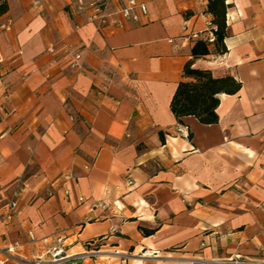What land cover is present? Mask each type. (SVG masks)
<instances>
[{
	"label": "crops",
	"instance_id": "0c3cea01",
	"mask_svg": "<svg viewBox=\"0 0 264 264\" xmlns=\"http://www.w3.org/2000/svg\"><path fill=\"white\" fill-rule=\"evenodd\" d=\"M35 1L0 0V23H11L0 33V249L19 244L4 264H24L57 233L74 254L107 236L101 251L128 264H264V0H225L226 52L209 43L197 60L208 0H140L141 22L103 29L77 10L82 0ZM189 61L242 83L221 95L217 124L171 112ZM108 263L119 260L84 264Z\"/></svg>",
	"mask_w": 264,
	"mask_h": 264
},
{
	"label": "built area",
	"instance_id": "2783aa9c",
	"mask_svg": "<svg viewBox=\"0 0 264 264\" xmlns=\"http://www.w3.org/2000/svg\"><path fill=\"white\" fill-rule=\"evenodd\" d=\"M43 1L49 0H36L35 6H41ZM77 10L85 14L88 22L93 23L98 29H103L108 25L114 27L123 28L125 23L141 22L143 17L148 15V7L144 1L140 0H124V3L116 8L115 0H82L77 2ZM10 21L0 23V33L10 30ZM218 27L212 22H207V30L205 32V38L208 43L215 44L217 39ZM197 36V35H196ZM195 36V37H196ZM50 54L54 53L53 49L49 50ZM82 56L80 53H69V65L74 70H82L81 64ZM3 61V56L0 53V63ZM8 99V95L3 97ZM178 132L186 135V130L181 125L177 126ZM70 178V177H68ZM127 185L130 187L133 185V181L129 180ZM30 185L24 186L21 190L17 189L14 199L8 204V212L5 214L6 221H13L19 216L18 198L25 189H30ZM66 195L69 196L70 191L66 190ZM80 202H86L84 197H79ZM95 208H101L107 210L108 205L99 202L94 204ZM115 208L120 210L121 205L115 203ZM108 239L107 236L99 237L93 241L87 243V248L81 253H71L69 251V243L67 242V236L64 233H57L52 242L44 247L42 253L34 254L31 259L24 262V264H84L87 260H100L103 258L111 259L116 258L119 260L118 264H128L130 255L123 254L119 251L110 253H104L101 251L103 242ZM32 243L34 240L31 241ZM19 244L9 245L4 249H0V255H3L4 259L0 264H4L10 258L14 257L17 252ZM204 264H260L259 262H252L239 257H232L228 260L221 261H203ZM109 264V263H108Z\"/></svg>",
	"mask_w": 264,
	"mask_h": 264
},
{
	"label": "trees",
	"instance_id": "16d2710c",
	"mask_svg": "<svg viewBox=\"0 0 264 264\" xmlns=\"http://www.w3.org/2000/svg\"><path fill=\"white\" fill-rule=\"evenodd\" d=\"M229 5L225 0H208V12L213 16L212 22L218 27L215 47L219 53L226 52L224 39L226 37V13ZM8 7L0 5V16ZM209 43L199 40L193 47L194 60L209 54ZM194 61L184 66L183 80L178 84L170 108L177 122L180 124L184 117H195L201 124L212 125L219 122L217 109L221 102V95H236L242 89V83L234 77H214L210 70L195 68ZM161 137L162 134H161ZM164 141V137H163ZM145 236L154 234V230L141 228Z\"/></svg>",
	"mask_w": 264,
	"mask_h": 264
}]
</instances>
